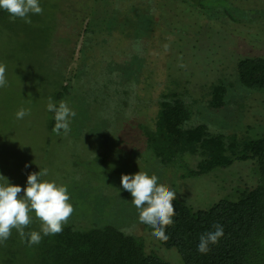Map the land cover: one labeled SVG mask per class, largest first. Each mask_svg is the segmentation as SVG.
Segmentation results:
<instances>
[{
    "label": "trees",
    "instance_id": "trees-1",
    "mask_svg": "<svg viewBox=\"0 0 264 264\" xmlns=\"http://www.w3.org/2000/svg\"><path fill=\"white\" fill-rule=\"evenodd\" d=\"M166 1L176 2L185 6L186 10L197 12L203 23L200 24L197 19L193 23L197 29L192 30L187 26V31L177 28L173 22L165 23L162 6ZM56 17L59 26L56 29L52 25V38H48L49 33H46L42 37L46 40L45 44L39 42L34 47L42 48L35 52L38 55L49 53L51 49L45 47L61 33L58 30L69 33L61 39L63 48L59 53L60 61L54 66L63 64L60 74L62 86L60 89L54 88L52 95L57 106L67 95L73 78H76L74 73L65 77L64 71L75 54L79 38L84 42L93 39L92 57L88 63L79 58L77 71L84 73L82 67L91 65L92 69H100L99 72L104 71L110 77L106 80L102 78L95 84H84L83 90L93 91L90 92V105L87 106L90 115L114 123L121 119L122 123L131 124L133 132L145 141L148 150L144 149L143 153L148 154L152 161L167 166L166 170L173 168V171L180 172L182 177L205 175L214 169L226 168L235 160H251L256 164L259 178L253 186L244 188L236 199L223 198L206 209H192L178 197L180 199L173 202L176 209L174 224L166 229L170 239L164 243L153 236L156 248L149 252L145 250L142 237L126 230L130 223L123 226L128 233H123L112 224L79 228L67 223L60 234L43 236L41 233L43 238L34 252L35 264H181L180 260L182 264H264V134L255 139H238L234 135L210 133L204 124L187 125L191 117L190 108L223 109L228 101V92L239 89L264 90V55L250 52L244 46L239 51L241 45L238 38V29L243 31L240 35L243 39L246 35L250 38L252 30L264 29V8L242 10L231 0H56L51 22ZM3 20L9 21L7 27L14 22L6 18L4 10H0V22ZM201 29L202 33H199ZM199 34L206 35L202 44H206L207 51L212 50L215 58L221 41L233 39L236 41L235 47L228 55V61L218 63L222 67L217 69V75L210 76V81L207 78L195 87L185 88L183 86L189 78L195 81L201 78L194 79L196 74L184 67L173 71L170 68L171 56L176 54L170 48L177 43L178 54L183 45L197 51L200 44L194 36ZM114 39L117 43L125 41L134 51L129 61L131 73L117 70L128 51L105 49V44L113 43ZM256 39L262 41L257 36ZM151 46L157 52L155 59H161L166 66L167 77L155 101L153 116L147 117L143 110L145 106L147 109V104L142 97L135 94L131 98L132 108H128V101L140 68L146 63L149 68L146 69L147 74L142 76L145 84L143 91L155 87L154 69L146 62L151 57L145 55ZM68 48V52H65ZM237 49L239 54L233 58ZM78 53H82L81 46ZM120 56L122 60L119 61ZM193 57L195 54H191ZM225 67L230 70L227 74L229 80L222 79L219 74ZM201 85H204L203 95H191L189 101L185 100L192 88ZM184 88L185 93L182 91ZM204 90L207 93L204 94ZM203 97L206 103L198 105ZM117 99L126 100L119 105ZM54 124V113L51 112L47 128L52 129ZM177 160L185 163L190 170L185 173L172 166ZM143 162L147 163V160ZM135 222L140 223L139 216L134 217L131 224ZM140 224L150 233L154 231L150 226ZM214 224L223 226L224 235L217 244L209 245L210 251L202 254L197 251L199 237L214 231Z\"/></svg>",
    "mask_w": 264,
    "mask_h": 264
},
{
    "label": "rangeland",
    "instance_id": "rangeland-1",
    "mask_svg": "<svg viewBox=\"0 0 264 264\" xmlns=\"http://www.w3.org/2000/svg\"><path fill=\"white\" fill-rule=\"evenodd\" d=\"M231 1L242 10L264 8V0ZM55 2L56 0H39L43 12L29 14L30 24L20 18H16L14 22L12 20L13 23L8 27L9 21L0 22V63L6 65L8 81L6 87H0V175L6 177L11 185L25 188L28 174L38 173L46 168L48 175L42 179L55 180L68 188L70 203L74 207L68 223L79 228L112 224L123 233L133 232L142 237L145 250L149 252L156 248V242L152 234L140 223L131 224L132 219L137 218L138 211L132 204L131 194L122 188L120 182L122 174L133 175L139 171H147L149 175L155 174L159 178L158 183L166 184L170 190L177 193V198H181L178 199L195 210L206 209L223 198L236 199L244 188L256 183L259 175L255 162L251 160H235L228 167L214 169L205 175L182 177L180 172L173 171V168L166 170L167 166L152 161L148 154L143 153L148 150L145 141L133 132L131 124L122 123L121 119L114 123L90 115L87 106L90 105L88 104L91 98L90 92L93 91L83 90L84 84H95L102 78L106 80L110 77L104 71L99 72L100 69L99 71L96 68L92 69L91 65L82 67L84 73L77 71L79 58L82 62L88 63L92 57V44L95 42L93 39L90 40L91 42H84L79 38L75 54L64 71L65 77L73 73L76 75L63 100L76 112V116L70 118L71 131L64 135L61 130V134L56 135L52 131L53 128L48 129L51 113L47 111L49 97L52 98L54 88L60 89L62 86L60 74L63 64L54 66L60 61L59 53L63 48L61 39L69 33L67 30L66 32L58 30L61 33L54 37L48 47H45L51 49L49 53L36 54L35 52L42 48L34 45L46 42L42 38L46 33H49L47 37L50 38L53 32L52 25L58 29L57 17L51 22ZM5 16L7 19H12L6 11ZM162 18L165 23H175L182 31H187V26L196 30L197 27L193 23L197 19L200 24L203 23L197 12L186 10L185 6L173 1H166L162 6ZM228 30L231 31L230 28ZM199 33H202V29ZM238 34L242 35L243 31L238 29ZM253 34H257V38L262 41H257L256 36L252 37ZM240 35L239 51L244 46L250 52L264 55V29L252 30L250 38L246 35L243 39ZM194 38L200 44L197 51H191L188 46L183 45V49L178 54L177 43L170 48L176 54L171 56L170 68L173 71L184 67L190 73L196 74L194 79L201 78L197 81L189 78L183 86L185 88L195 87L207 78L210 81V76L217 75L219 72L217 69L222 67L218 63L228 61L227 57L236 43L233 39L221 41L215 58L212 50L207 51L206 44H202L206 40L205 34L195 35ZM80 46L82 53L79 55ZM69 48L65 52H68ZM149 48L151 50L145 55L151 58L146 62H149L154 69L155 87L152 90L149 88L147 92L143 91L145 84L142 82V76L147 74L146 69L149 68L146 63L145 66H141L136 85L130 90L132 96L130 95L128 108L133 107L131 98L138 94L147 104V109L146 106L143 109L147 117H152L156 108L155 101L167 76L166 66L162 60L155 59L156 50L152 46ZM105 49L116 52L128 51L127 57H124L117 70L131 73L132 65L129 61L134 51L130 44L127 45L125 41L117 43L114 39L113 43L110 41L105 44ZM191 54H195V57L191 58ZM238 54L237 49V54L233 58ZM118 60H122L121 56ZM229 72L230 70L225 67L219 74L222 79L229 80L227 75ZM116 73L117 71L114 70V74ZM220 82L223 83L221 79ZM185 88L182 90L184 93ZM203 88L204 85L192 88L190 95L185 94L187 96H184L185 100L191 95H203ZM205 93L207 90H204ZM226 96L228 101L223 109L214 110L200 106L190 108L191 117L187 125L204 124L210 133L234 135L238 139L261 137L264 134V90L239 89L237 92H228ZM204 97L199 99L201 104L198 105L202 106L206 103L203 101ZM124 101L117 99L119 105ZM21 107L30 108L31 114L23 119H17L16 113ZM141 160H147V163ZM173 164L172 166L185 173L190 170L180 160ZM25 165L28 167L26 168ZM19 195L22 197L24 193L21 192ZM32 217V223L25 228V233L40 231L41 222L35 217L34 212ZM76 222L91 224L79 225ZM129 223L126 232L123 226ZM27 240L28 237L22 241L19 233L13 229L9 239L0 243V264H35L34 252L37 244L29 246ZM173 250L176 252L175 249ZM180 263L182 264L181 260Z\"/></svg>",
    "mask_w": 264,
    "mask_h": 264
},
{
    "label": "clouds",
    "instance_id": "clouds-1",
    "mask_svg": "<svg viewBox=\"0 0 264 264\" xmlns=\"http://www.w3.org/2000/svg\"><path fill=\"white\" fill-rule=\"evenodd\" d=\"M0 10L6 11L14 21L16 18L30 24L29 14H42L39 0H0ZM6 65L0 63V87L7 86ZM47 111L54 113L55 124L52 129L56 135H64L70 131V118L76 116L68 104L61 100L59 105L49 97ZM31 114L30 108L21 107L17 113V119H23ZM27 168L28 165H25ZM48 175V169L38 173H30L27 176V186L11 185L6 177L0 175V243L7 241L15 229L22 241L28 237L29 246L39 244L43 236L62 233L63 227L71 218L74 207L70 203V195L66 185L59 184L55 180L42 179ZM155 174L149 175L147 171H139L133 175L122 174L120 182L122 188L132 196V204L138 211L139 221L150 226L151 233L156 239L167 243L170 237L166 229L173 226L176 215L174 201L177 193L166 184L158 183ZM23 192L21 197L19 194ZM41 222L40 231L25 233L32 223V213ZM214 231L206 232L199 237L197 251L206 254L210 251L209 245H215L224 235L223 226L213 225Z\"/></svg>",
    "mask_w": 264,
    "mask_h": 264
}]
</instances>
